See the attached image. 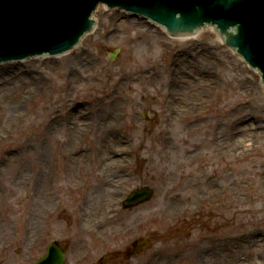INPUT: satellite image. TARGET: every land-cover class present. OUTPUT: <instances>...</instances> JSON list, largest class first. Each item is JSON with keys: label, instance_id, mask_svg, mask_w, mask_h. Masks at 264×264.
<instances>
[{"label": "rangeland", "instance_id": "1", "mask_svg": "<svg viewBox=\"0 0 264 264\" xmlns=\"http://www.w3.org/2000/svg\"><path fill=\"white\" fill-rule=\"evenodd\" d=\"M103 7L95 12L96 28L83 38V52L75 54V64L65 66L62 56L0 63V264H33L55 238L71 246L67 264H100L96 250L102 247L122 252V264H203L201 252L214 249L220 240L225 259L234 255L240 241L250 248L230 264H264V245H254L255 238L264 243L261 75L231 47L219 42L209 47L216 39L210 27L182 41L147 19ZM145 28L155 35L142 36ZM205 55L211 65L203 62ZM181 63L183 71L209 72L204 74L208 89L198 82L201 96H192L201 115L194 125L191 113L174 118L166 105L169 90L164 85ZM72 73L81 80L73 83ZM112 104L120 115L117 132L102 133L99 115ZM82 110L86 112L79 118L91 123L79 131L70 123ZM246 111L262 119L248 125L251 139L263 134L254 146L248 141L246 147L230 152L212 143L221 122L222 132L230 135L236 114ZM116 133L126 137L123 147L128 151L120 172L124 182L112 188L113 199L118 200L114 219L106 206L115 202L103 201L98 207L92 200L102 184L100 145L107 141L106 134ZM195 143L201 147L190 157ZM22 168L30 177L27 184ZM42 169L48 171L47 178L39 177ZM209 177L228 190L214 202L168 215L175 205L182 208L183 195L192 201ZM188 178H193L191 184ZM145 185L155 190L154 198L119 211L123 197ZM43 196L50 198L46 214L33 208ZM40 212V226L31 225V215ZM136 239L149 240L148 249L125 263L124 250ZM80 249L93 255L81 258ZM103 264L117 263L112 259Z\"/></svg>", "mask_w": 264, "mask_h": 264}, {"label": "water", "instance_id": "2", "mask_svg": "<svg viewBox=\"0 0 264 264\" xmlns=\"http://www.w3.org/2000/svg\"><path fill=\"white\" fill-rule=\"evenodd\" d=\"M100 1L146 14L173 32L216 24L230 31L229 43L264 78V0H0V61L70 49L91 28L90 15ZM153 193L147 187L134 190L125 203L139 204ZM55 252L51 247L37 264H64Z\"/></svg>", "mask_w": 264, "mask_h": 264}, {"label": "bare ground", "instance_id": "3", "mask_svg": "<svg viewBox=\"0 0 264 264\" xmlns=\"http://www.w3.org/2000/svg\"><path fill=\"white\" fill-rule=\"evenodd\" d=\"M99 6H104L105 4L102 5L100 4ZM103 7V9H104ZM104 11V10H102ZM92 18L94 20H96L95 18V14L92 16ZM137 26H139L141 23H135ZM96 28V25H95ZM160 31L165 32V34H169V31L166 29V27H162L159 26ZM208 28V27H207ZM214 29H212V31H214L215 33V41L211 40L209 42V47H211L212 49L215 48V46L217 45V42L219 43H223L224 39L223 36H221L220 32L213 27ZM206 29V28H204ZM201 30H197V32L195 33V35H180L178 36H174L173 38H179L180 40L184 41V40H188L191 38H196L197 36H199V34H201ZM90 33L92 32H88L84 35V37L89 36ZM140 33L143 35H155V32L152 31L151 29H141ZM93 34V33H92ZM166 36V35H165ZM83 37V38H84ZM83 40V39H82ZM81 42L75 46V49L73 48V50L67 52V54H63V55H59L57 56L58 58H60L61 56L63 57V59L65 60V66L68 65H72L75 64V61L73 59V57H75V54H79L80 56L82 55L83 52V47L81 46ZM71 52V53H70ZM238 56H240V53H236ZM78 55V56H79ZM47 58V57H44ZM184 61H188L187 59H184ZM203 62L207 65H211L212 62L210 61L209 55H205L203 57ZM185 64V63H184ZM28 65L30 67L29 72H31L30 70L34 69V67L31 65L30 61L28 62ZM14 66V65H12ZM28 67V66H26ZM28 67V68H29ZM33 67V68H32ZM182 63L181 64H176V67H174V69L171 71V74L169 76V78L171 79L169 81L168 84L164 85V89H168L169 90V96L166 98L167 100V107L168 110L171 112V116L172 117H180L184 112H189L191 113L195 118L192 121L191 125H194L195 123H197L200 120L201 115L198 113V109H199V102L195 99L192 98V96L194 95L196 98L199 99V97L201 96L199 93V86H196V84L198 82H202L203 83V88L205 90H207V85L209 83L208 77L204 76V74H209L208 69L204 68V70H198L197 72H193V71H183L182 69ZM28 71V70H27ZM260 74V73H259ZM190 78H188V77ZM81 75H73V73L71 74V79L72 82H79L81 80ZM154 79V77H153ZM152 79V80H153ZM210 79V82L213 83L214 81ZM151 80V81H152ZM155 81V79H154ZM157 82V81H156ZM178 82L180 83L178 87H176V85L178 84ZM246 82V81H245ZM38 81L36 80L33 85H37ZM28 87H31L30 85H28ZM198 92H197V90ZM1 90V89H0ZM1 93H3L2 91H0V96ZM114 108L115 111L110 110ZM107 110H109L108 112H104L102 114H100L99 116L103 115V118L98 120V128L101 130L102 133H105L104 131H106L107 133H109V131L115 133L117 132V125H118V121L120 118V115L118 111V106L115 104L110 105ZM106 111V110H104ZM240 111H243V109H240ZM86 111L82 110V111H77L76 112V121L71 120L72 122L70 123L71 125H74L75 130H79L81 131L82 127H89L91 121H87L84 119H80L79 116H81L82 114L84 115ZM100 113V111L98 112V114ZM252 114V113H251ZM82 115V116H83ZM235 115V114H234ZM261 121L262 119L256 117L255 115L251 116L249 113H247L245 115L239 116L236 114L235 120L233 121V126L231 127L232 133L229 135L227 133L222 132L223 130V126L225 127V124L223 122H221V125L223 126H219L218 127V135L216 137H214L212 143L213 144H218V146H222V147H227L226 150L227 151H237L240 150L241 148L246 147L247 142L249 141L248 145H252L253 143L255 144L257 141H259V137H262L263 134H258L257 136H253L251 139V134L249 133V129L250 126L252 124V122H258ZM250 125V126H248ZM258 125V124H257ZM194 126H191V128H193ZM169 133L166 134V141L169 140ZM105 144L100 145V150H99V156H100V170L103 171L102 177H101V181L102 184H100L98 190H96V194L93 201L94 205H98V207H102V202L103 201H109L110 203H114L117 200H115V198L113 199V194H112V188H115L116 186H118L119 181L124 182V176L121 175L120 177V172L123 170V167L126 164L127 158H126V153L128 151L127 148L123 147L126 137L121 135L120 133H116V135L114 136V134L110 135V134H106L105 136ZM124 142V143H123ZM169 143L171 142H167V147L173 149L172 145H169ZM254 144L252 146H254ZM120 146V148L118 147ZM201 147V145L199 143H195L192 147V149L190 151H188L190 154L189 156L192 157L194 155V153ZM81 158V157H79ZM42 174V176H41ZM39 175L40 178L44 177L47 178L48 177V171L42 169V172ZM21 178L23 179V183L27 184L30 180V177L28 176V174L24 171V169L22 168V175ZM42 178V179H44ZM36 180V179H34ZM193 178H188L187 179V183H192ZM200 185H203L202 183H199ZM222 184L220 182H218V180H216L213 177H209L207 180H205V188L203 190H200L197 195L195 196V198H193L192 201H189V195H183L186 200L184 202L183 199V204H182V208H179V206H174L175 209H171L168 210L169 211V216H173L175 213L180 212L181 210L184 211H188V210H193L195 208H198V205H202L205 204L207 202H214L216 200L219 199V197H221L222 193L228 189H224L222 186ZM237 184L234 185V189H237ZM183 198V197H182ZM50 198H46L45 196L42 197V199L40 200H36L35 198V203L33 205V208L35 210H37L39 207L41 208V211L46 214L49 211V205H46L48 200ZM229 201H232L231 198H229ZM113 205V204H111ZM97 208V207H96ZM100 209V208H99ZM93 210H90V212ZM41 212L36 215H31L30 217V222L31 225L34 226H40V219H41ZM236 242V239L233 240V243ZM261 240L258 239H254V245H264L263 242H261ZM245 250L250 251V248L246 247L245 244L240 241L236 244L235 248H234V255H232L231 258H227L225 259L224 257V251H225V246L222 244V241L220 240V242H217V246L214 249H209L201 252L202 254L199 255L200 258H202V262L203 264H230L231 261L233 259H239L242 255H244ZM170 262H173L174 259L173 258H169ZM243 264V263H241ZM249 264H252V262H249Z\"/></svg>", "mask_w": 264, "mask_h": 264}, {"label": "flooded vegetation", "instance_id": "4", "mask_svg": "<svg viewBox=\"0 0 264 264\" xmlns=\"http://www.w3.org/2000/svg\"><path fill=\"white\" fill-rule=\"evenodd\" d=\"M69 249V247L67 246V250ZM81 251V250H80ZM79 251V252H80ZM113 255V253L112 252H108V253H104V255L102 256V258H101V260H104V258H108V257H110V256H112ZM120 253H118L117 254V256H114V258L118 261V263L117 264H120L121 263V261H120ZM111 259V258H110ZM103 263V262H102Z\"/></svg>", "mask_w": 264, "mask_h": 264}]
</instances>
